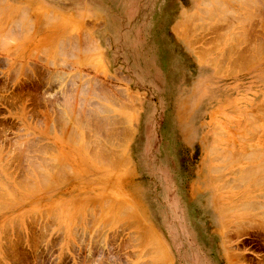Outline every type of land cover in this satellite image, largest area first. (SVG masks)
Segmentation results:
<instances>
[{
    "label": "rangeland",
    "instance_id": "rangeland-1",
    "mask_svg": "<svg viewBox=\"0 0 264 264\" xmlns=\"http://www.w3.org/2000/svg\"><path fill=\"white\" fill-rule=\"evenodd\" d=\"M231 1L0 0V264L246 262L237 242L264 241V4L242 24Z\"/></svg>",
    "mask_w": 264,
    "mask_h": 264
},
{
    "label": "bare ground",
    "instance_id": "bare-ground-1",
    "mask_svg": "<svg viewBox=\"0 0 264 264\" xmlns=\"http://www.w3.org/2000/svg\"><path fill=\"white\" fill-rule=\"evenodd\" d=\"M1 1H4V0H1ZM215 1H216V0H215ZM229 1H230V2H233V1H231V0H229ZM236 1H237V0H236ZM238 1H240V2H238ZM238 1H237L238 4L241 5V6H243V7H245V9L248 7V8H247L248 11L246 10L247 12H246L245 10H243V11H245V12L248 14V16H246V14H245V15H244L245 17H244V18H241L242 20H241L240 22H242V24H244L245 21L248 22V20L252 19V17L254 16V14H255L259 9H262V8H260L261 6H259V5L264 4V0H238ZM260 1H261V2H260ZM217 2H218V1H217ZM226 2H227V1H226ZM237 2H235V3L237 4ZM1 3H2V2H1ZM1 3H0V5H1ZM208 3H209V2H208ZM240 3H241V4H240ZM201 4H202V3H201ZM216 4H217V3H216ZM218 4H219V3H218ZM204 5H205V4H204ZM214 5H215V4H214ZM214 5H213V7L215 8ZM219 5H220V7H219ZM219 5H218V7H219L220 9L222 8L224 11L227 9V8H226L227 5H226L225 2L222 1ZM208 6H209V4H208ZM241 6H240V7H241ZM263 6H264V5H262V7H263ZM4 7H5V5H4ZM213 7H212V5H211L209 8L207 7L208 10L206 9V11H203V12H205V13H203V15H204V14L206 15V14H208L209 12H212V11L214 10ZM218 7H217V5H216V8H218ZM228 7H229V6H228ZM211 8H212V10H211ZM11 9H13V8H11ZM22 10H23V9H21L20 12H23ZM197 10H198V9H197ZM215 10H217V9H215ZM215 10H214V12H215ZM262 10H263V9H262ZM15 11H16V10H15ZM17 11H18V10H17ZM217 11H219V9H218ZM226 11H228V10H226ZM259 11H260V10H259ZM11 12H12V11H11ZM221 12H223V11H221ZM200 13H201V12H200ZM225 13H226V12H225ZM227 13H228V12H227ZM230 13H231V12H230ZM243 13H244V12H243ZM243 13H242V14H243ZM260 13H261V11H260ZM217 14H218V13H217ZM231 14H232V13H231ZM231 14H230V15H231ZM23 15H24V14H23ZM46 15H47V14H46ZM209 15H210V14H209ZM209 15H207V16H209ZM211 15L213 16V14H211ZM211 15H210V16H211ZM218 15H219V18H218L217 20H219V19L221 18V16H222L221 14H218ZM223 15H224V13H223ZM225 15H227V14H225ZM240 15H241V14H240ZM240 15H239V16H240ZM256 15H257V14H255V17H256ZM44 16H45V15H44ZM47 16H48V15H47ZM194 16H195V15H194ZM227 16H228V15H227ZM260 16H262V15H260ZM59 17H60V16H59ZM183 17L185 18V20H187L188 23H190L192 17L189 18L188 15H184ZM183 17H182V18H183ZM195 17H197V16H195ZM232 17H233V16H232ZM234 17H235V16H234ZM240 17H242V15H241ZM255 17H254V19H255ZM60 18H61V17H60ZM184 18H183V19H184ZM188 18H189L190 21H188ZM222 18H223L222 21L224 20V22H225V19H226V18L223 17V16H222ZM46 19H48V18L46 17ZM57 19H58V18H57ZM209 19H210V18H209ZM231 19H232V18H231ZM257 19H258V18H257ZM259 19H260V17H259ZM53 20H54V19H53ZM55 20H56V19H55ZM55 20H54V21H55ZM220 20H221V19H220ZM235 20H236V18H235ZM260 20H261V19H260ZM210 21H211V20H210ZM213 21H215V19H214ZM226 21H227V20H226ZM181 22L184 23L183 20H182ZM216 22L221 23V22H219V21H216ZM216 22H215V23H216ZM60 23H61V22H60ZM194 23H195V22H194ZM204 23H205V21H204ZM207 23H208V21L206 22V24H207ZM211 23H212V22H211ZM238 23H239V21H238ZM223 24H224V23H223ZM246 24H247V23H246ZM185 25H186V24H185ZM212 25H213V24H212ZM212 25H211V26H212ZM217 25H219V24H217ZM221 25H222V24H221ZM232 25H233V24H232ZM251 25H253V24H251ZM187 26H188V25H187ZM207 26H209V24H207ZM224 26H225V25H224ZM227 26H228V25H227ZM240 26H241V24H240ZM184 27H185V26H184ZM189 27H190V26H189ZM205 27H206V26H205ZM220 27H221V26H220ZM245 27H246V26H245ZM251 27H252V26H251ZM241 28H243V27H241ZM241 28H240V29H241ZM201 29H202V28H201ZM227 29H228V28H227ZM245 29H246V28H244V30H245ZM203 30H204V29H203ZM228 30H229V29H228ZM235 30H237V29H235ZM242 30H243V29H242ZM244 30H243V31H244ZM239 32H240V31H239ZM244 32H245V31H244ZM233 33H234V32H233ZM240 33H241V32H240ZM225 34H226V32H225ZM241 34H242V33H241ZM181 35H182V34H181ZM184 35H186V34L184 33ZM239 35H240V34H239ZM239 35H238V36H239ZM231 36H232V34H231ZM235 36H237V35L234 34L233 37H235ZM240 36H241V35H240ZM242 36H243V34H242ZM244 36H245V35H244ZM244 36H243V37H244ZM243 37H240V38H238V39L241 40ZM186 38H187V37H186ZM230 38H231V37H230ZM236 38H237V37H236ZM236 38H235V39H236ZM250 38H251V37H250ZM231 39H232V38H231ZM245 39H246V36H245ZM247 39H248V38H247ZM263 39H264V38H263ZM263 39H262V40H263ZM229 40H230V39H229ZM229 40H227V41L229 42ZM240 40H239V41H240ZM232 41H233V40H232ZM239 41L237 40V42H239ZM244 41H245V40H242L241 42H243V44H244ZM235 42H236V41H235ZM245 42H246V41H245ZM248 42H249V41H248ZM253 42H254V41H253ZM232 43H233V42H232ZM239 43H240V42H239ZM250 43H251V42H250ZM233 44H235V43H233ZM233 44H231V45H233ZM256 44H257V45H258V44L260 45L261 43H256ZM80 45H81V44H80ZM235 45H236V44H235ZM251 45H252V44H251ZM251 45H250V46H251ZM257 45H256V47H257ZM89 46L91 47L92 44L89 45ZM237 46H238V44H237ZM232 47H233V46H232ZM235 47H236V46H235ZM241 47H242V46H241ZM256 47H254V49H255ZM258 47H259V46H258ZM258 47L256 48L257 50H258ZM87 48H88V47H87ZM94 48H95V47H94ZM238 48H239V46H238ZM245 48H246V47H245ZM259 48L262 49V50L264 49L263 45H261ZM251 49H253V48L251 47ZM256 49H255V51H256ZM260 49H259V50H260ZM73 50H75V49H73ZM237 50L239 51V49H236V51H237ZM247 50H248V48H247ZM259 50H258V51H259ZM83 51H84V49H83ZM203 51H204V50H202V52H203ZM227 51H228V50H227ZM233 51H235V50L233 49ZM233 51H232V49H231V52H233ZM238 51H237V53H238V55H239L240 57L237 55V53H235L236 55H235L234 59L236 58V56H238V57L240 58V59H236V60H240V61H238V62H242L243 60H245V61H250V60H248L249 57L247 56L249 53H247V55L244 54L245 57H246V56L248 57V59H247V57H246V58H242V61H241V57H244V56H243V55L241 56L240 54H243V53H239ZM253 51H254V50H253ZM253 51H251V52H253ZM258 51H256V53H258ZM242 52H243V51H242ZM244 52H245V51H244ZM248 52H249V51H248ZM251 52H250V53H251ZM261 52H262V51H261ZM76 53H77V52H76ZM227 53H228V52H226L225 54H227ZM232 54L234 55V53H232ZM232 54H231V55H232ZM252 54H253V53H252ZM222 55H223V54H222ZM254 55H256L255 52H254ZM228 56H229V55H228ZM252 56H253V55H252ZM258 56H260V55L258 54ZM204 57H205V55H204ZM226 57H227V56H226ZM229 57H230V56H229ZM231 57H232V56H231ZM238 57H237V58H238ZM250 57H251V54H250ZM253 57H254V56H253ZM253 57H252V58H253ZM255 58H256V57H255ZM246 59H247V60H246ZM250 59H251V58H250ZM253 59H254V58H253ZM201 60H202V59H201ZM221 60H222V56H221ZM226 61H227V60H226ZM251 61H252V60H251ZM235 63H237V61H235ZM243 63H244V62H243ZM251 63H252V62H251ZM217 64H219V63H217ZM220 64H221V63H220ZM233 64H234V63H233ZM239 64H240V63H239ZM241 64H242V63H241ZM236 65H237V64H236ZM232 67H233V66H232ZM237 69H238V68H237ZM220 70H221V69H220ZM91 92H92V90H91ZM102 98H103V97H102ZM102 105H103V104H102ZM106 108H107V107H106ZM99 109H100V108H99ZM101 109H102V111H103V108H101ZM99 111H100V110H99ZM97 112H98V111H97ZM103 112H105V111H103ZM92 115L94 116V114H92ZM92 115H91V113H90V117H91ZM86 116H87V113H86ZM86 116L84 117V119L86 118ZM88 116H89V114H88ZM90 117H89V118L87 117V118L90 119V121H92V120H91L92 118H90ZM69 118H70V117H69ZM87 118H86V119H87ZM61 119H62V118H61ZM63 119H64V118H63ZM70 119H71V118H70ZM74 119H77V118H74ZM86 119H85V121L82 120L83 122H79V123H78V121H76V122H77V124L80 126V124L82 125L83 123H84V124H85V123H88V122H86ZM88 119H87V121H88ZM94 120H95V118L93 117V124H94V123H95V124H98V123H96V122H99V121L102 122V121H104L105 119H103V120H98V121H96V122H94ZM106 120H107V119H106ZM106 120H105V122L99 123L98 125H94V126H96V127H99V126H100V128H101V126L103 127V125H104L103 123H107V121H109V120H107V121H106ZM61 121H62V120H61ZM79 121H80V120H79ZM90 121H89V122H90ZM108 123H109V122H108ZM108 123H107V124H108ZM75 124H76V123H75ZM77 124H76V125H77ZM84 124H83V125H84ZM93 124H92V122H91V125H92V126H93ZM107 124H105V125H107ZM89 125H90V124H89ZM105 125H104V126H105ZM79 126H78V127H79ZM92 126H91V127H92ZM83 127H84V126H83ZM91 127H90V128H91ZM81 128H82V127H79V129H81ZM104 128H105V127H104ZM104 128H103V129H104ZM79 129H78V130H79ZM103 129H102V130H103ZM85 130H86V129H85ZM95 130H97L98 132L102 131L101 129L99 130V128H98V129H93V131H95ZM87 131H89V130L87 129ZM97 131H96V132H97ZM107 131H108V130H107ZM74 132H75V131H74ZM77 132H78V131H77ZM89 132H90V131H89ZM105 132H106V131H105ZM94 133H95V132H94ZM85 134H86V133H85ZM104 134H105V133H104ZM79 135H80V134H79ZM79 135L77 134V138L80 139L81 136H79ZM87 135H88V134H87ZM77 138H76V139H77ZM92 138H93V137H92ZM84 139H85V138H84ZM84 139L82 140L83 143H84ZM77 140H78V139H77ZM80 140H81V139H80ZM80 140H79V141H80ZM100 143H101V142H100ZM85 144H86V142H85ZM97 144H98V143H97ZM97 144H96V146L99 147V144H98V145H97ZM87 145H88V143H87ZM91 146H92V145H91ZM101 146H102V145H101ZM85 147H86V146H85ZM85 147H84V148H85ZM29 148H30V147H29ZM99 148H100V147H99ZM10 149H11V148H10ZM16 149H17V148H16ZM87 149H88V148H87ZM95 149H96V148H95ZM101 149H102V148H101ZM104 149H105V148H104ZM106 149H107V148H106ZM25 150H26V149H25ZM88 150H89V149H88ZM18 151H19V150H18ZM20 151H21V150H20ZM20 151H19V152H20ZM99 151H100V150H99ZM8 152H9V151H8ZM8 152H7V153H8ZM105 152H106V151H105ZM262 152H263V151H262ZM25 153H26V152H25ZM29 153H30V152H29ZM101 153H102V152H101ZM101 153H99V154H101ZM106 153H107V152H106ZM106 153H104L105 156H106ZM1 154H2V153H1ZM94 154H96V153H94ZM97 154H98V153H97ZM97 154H96V156H97ZM250 154H251V153H250ZM259 154H260V153H259ZM91 156H92V155H91ZM102 156H103V155H102ZM108 156H109V155H108ZM247 156H248V155H247ZM23 157H24V156H23ZM97 157H98V158H97V160H98L100 156L98 155ZM254 157L256 158L255 155H254ZM28 158H30V157L28 156ZM101 158H102V157H101ZM255 158H254V160H255ZM259 158H260V157H259ZM95 159H96V158H95ZM3 160H4V159H3ZM8 160H9V159H8ZM8 160H7V161H8ZM13 160H14V159H13ZM249 160H250V159H249ZM100 161H101V160H100ZM260 161H261V160H260ZM260 163H261V162H260ZM262 163H264V162H262ZM6 164H7V163H6ZM30 164H31V162H30ZM256 164H257V163H256ZM253 166H254V165H253ZM255 166H256V165H255ZM259 166H260V165H259ZM258 168H259V167H258ZM256 169H257V167H256ZM221 170H222V169H221ZM239 170H240V169H239ZM60 171H61V170H60ZM253 171H254V170H253ZM253 171H252V173L256 174V172L258 171V169H257L256 172H253ZM39 172H40V171H39ZM39 172H38V173H39ZM239 172H240V171H239ZM250 172H251V170H250ZM250 172H249V173H250ZM212 173H213V171H212ZM214 173H216V171H214ZM246 173H248V171H247ZM239 174H240V173H239ZM259 174H262V172L259 173ZM30 175H31V174H30ZM241 175H242V174H241ZM249 175H250V174H249ZM37 176H40V174H37ZM243 176H244V175H243ZM260 176H262V175H260ZM214 177H216V176H214ZM251 177H252V176H251ZM251 177H250V178H251ZM256 177H257V176H256ZM263 177H264V176H263ZM39 178H41V176H40ZM212 178H213V177H212ZM212 178H211V179H212ZM244 178H245V177H244ZM257 178H259V177H257ZM252 180H253V179H252ZM260 180H261V177H260ZM262 181H263V182H261V181H260V182L264 184V178H262ZM260 182H259V183H256V184H260V185H261ZM240 183H241V182H240ZM258 187H260V186H258ZM263 196H264V195H263ZM215 201H216V200H214L213 198H211V199L209 200V203H207V206H208V207H214V206H215V205H214V204H215ZM123 203H124V202H123ZM211 203H212V204H211ZM125 204H126V203H125ZM249 205H250V204H249ZM127 206H128V205H127ZM246 206H247V205H246ZM124 207H125V206H124ZM128 208H130V207H128ZM123 209H124V208H123ZM219 210H220V209H219ZM121 211H122V210H121ZM227 211H228V210H227ZM132 212H135V211L133 210ZM219 212H220V211H219ZM224 212H226V211H224ZM224 212H223V213H224ZM126 213H127V212H126ZM135 213H136V212H135ZM227 213H228V212H227ZM122 214H124V212H123ZM221 214H222V213H221ZM219 215H220V214H219ZM192 216H193V215H192ZM221 217H222V215H221ZM219 218H220V217H219ZM136 219H137V218H136ZM221 219H222V218H221ZM134 224H135V223H134ZM139 224H140V222H139ZM141 224H142V222H141ZM136 225H137V224H136ZM133 226H134V225H133ZM144 228H145V227H144ZM239 228H240V227H239ZM145 231H146V230H145ZM153 232H154V231H153ZM145 233H146V232H145ZM138 234H139V233H138ZM140 234H141V233H140ZM147 234H148V233H147ZM141 235H142V234H141ZM153 236H154V235H153ZM153 236H152V237H153ZM156 236H157V235H156ZM156 236H155V237H156ZM138 237H140V236H138ZM157 238H158V237H157ZM157 238H153L154 241H155V243H156V239H157ZM136 240H137V239H136ZM157 241H159V238H158ZM48 244H49V243H48ZM11 246H12V245H11ZM158 246H159V245H158ZM13 247H14V246H13ZM13 247H12V248H13ZM159 247H160V246H159ZM161 249H162V248H161ZM156 251H157V250H156ZM164 253H165V251H164ZM147 254H148V253H147ZM147 254H146V255H147ZM13 255H14V254H13ZM165 255H166V254H165ZM161 264H162V263H161ZM163 264H164V263H163ZM166 264H167V263H166Z\"/></svg>",
    "mask_w": 264,
    "mask_h": 264
},
{
    "label": "flooded vegetation",
    "instance_id": "flooded-vegetation-1",
    "mask_svg": "<svg viewBox=\"0 0 264 264\" xmlns=\"http://www.w3.org/2000/svg\"><path fill=\"white\" fill-rule=\"evenodd\" d=\"M243 242H239L242 241ZM237 242V247L233 248L235 253L241 254L246 262L243 264H264V241L245 236Z\"/></svg>",
    "mask_w": 264,
    "mask_h": 264
}]
</instances>
